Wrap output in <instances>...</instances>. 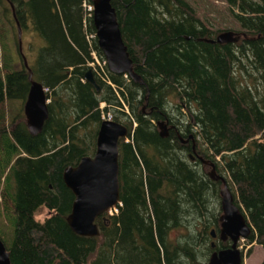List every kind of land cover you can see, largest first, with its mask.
<instances>
[{
	"label": "trees",
	"instance_id": "1",
	"mask_svg": "<svg viewBox=\"0 0 264 264\" xmlns=\"http://www.w3.org/2000/svg\"><path fill=\"white\" fill-rule=\"evenodd\" d=\"M92 1L0 0V78L23 77L26 86L0 100V240L12 264H208L230 246L211 235L222 182L208 176L210 163L247 217L245 240L264 249V0H223L235 25L223 31L240 35L234 43L211 41L220 30L186 0H110L141 83L92 57L105 61L84 7ZM18 27L31 37L27 51ZM89 69L98 88L84 77ZM29 72L47 89L48 117L36 136L23 110ZM103 113L127 128L119 202L95 219L99 235L86 237L67 223L74 195L63 171L93 156ZM15 133L29 139L25 204Z\"/></svg>",
	"mask_w": 264,
	"mask_h": 264
},
{
	"label": "water",
	"instance_id": "2",
	"mask_svg": "<svg viewBox=\"0 0 264 264\" xmlns=\"http://www.w3.org/2000/svg\"><path fill=\"white\" fill-rule=\"evenodd\" d=\"M13 9V4L10 3ZM92 21L96 31L98 47L101 49L108 70L117 75H125L140 82V77L133 70V62L124 44L116 12L110 0L92 1ZM18 38L21 31L18 27ZM240 39L235 31H223L215 40L217 43H234ZM85 79L98 88L92 70L84 75ZM30 85L23 105L28 133L36 136L41 133L48 117L47 98L43 86L28 75ZM161 137L168 135V126L157 123ZM127 128L116 121L105 119L99 125L96 138V149L93 156H84L74 166L63 171V181L72 191L74 200L66 220L70 229L80 236L95 237L99 228L95 219L116 206L119 202V139L125 138ZM187 140H183L186 142ZM194 151V144H193ZM191 158H193L191 156ZM204 162V161H203ZM208 176L222 182L220 188L221 215L219 217V240L229 241L227 248L214 251L208 264H243L244 253L238 243L251 233L247 217L235 204L234 197L224 176L216 172L214 163H210ZM212 237L215 231L211 230ZM214 246V242L211 243ZM0 264H12L10 253L0 240Z\"/></svg>",
	"mask_w": 264,
	"mask_h": 264
},
{
	"label": "rangeland",
	"instance_id": "3",
	"mask_svg": "<svg viewBox=\"0 0 264 264\" xmlns=\"http://www.w3.org/2000/svg\"><path fill=\"white\" fill-rule=\"evenodd\" d=\"M20 1V0H17ZM194 8L198 16L209 26L212 30H220L235 27L232 16L223 0H186ZM31 40L29 34L25 33L22 36L21 42L24 51H27L28 42ZM97 63V62H96ZM96 63L92 64L95 67ZM24 78H0V100H5L10 97H19L25 90ZM14 141L21 150V154L13 161L16 169L17 193L18 200L22 204L27 202V187H28V170H29V156L27 154L28 136L22 133H15L13 135ZM48 215L45 208H40L35 213L37 221H43ZM22 227H27L26 223L21 221ZM21 227V228H22ZM239 248L244 253L243 264H260L264 259V249L255 242L248 243L245 239L239 242ZM250 251V252H249Z\"/></svg>",
	"mask_w": 264,
	"mask_h": 264
},
{
	"label": "built area",
	"instance_id": "4",
	"mask_svg": "<svg viewBox=\"0 0 264 264\" xmlns=\"http://www.w3.org/2000/svg\"><path fill=\"white\" fill-rule=\"evenodd\" d=\"M84 7H85V10L88 12V14H89L90 12L93 11V6H92V4H90V5H89V4H84ZM91 55H92V57L94 58L95 62H97V64H98L100 67H102L103 65L106 64L105 61H103L102 63H100V62L98 61L95 52H91ZM92 64H94V63H90L91 66H92ZM44 90H45V92L47 91V89H44ZM47 101H48V100H47ZM103 105H104V104H101V107H103ZM102 118H103V119H110V118H111V115H110L109 113H106V114L103 113V114H102ZM126 141H128V139H126ZM114 212H115V213L117 212L116 207H113V208H111V209L108 210V213H109V214H113Z\"/></svg>",
	"mask_w": 264,
	"mask_h": 264
},
{
	"label": "flooded vegetation",
	"instance_id": "5",
	"mask_svg": "<svg viewBox=\"0 0 264 264\" xmlns=\"http://www.w3.org/2000/svg\"><path fill=\"white\" fill-rule=\"evenodd\" d=\"M219 230H220V223H219ZM219 230L217 231V233H215V237H213V239H216L217 241H221V240H219ZM240 250H241V248H240Z\"/></svg>",
	"mask_w": 264,
	"mask_h": 264
},
{
	"label": "bare ground",
	"instance_id": "6",
	"mask_svg": "<svg viewBox=\"0 0 264 264\" xmlns=\"http://www.w3.org/2000/svg\"><path fill=\"white\" fill-rule=\"evenodd\" d=\"M240 241H242V240H240ZM240 241H239V242H240ZM238 246H239V243H238Z\"/></svg>",
	"mask_w": 264,
	"mask_h": 264
}]
</instances>
